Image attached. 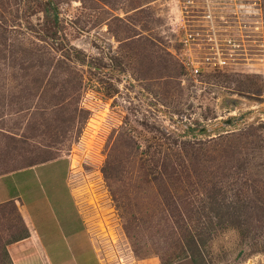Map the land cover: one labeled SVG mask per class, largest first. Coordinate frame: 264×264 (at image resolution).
<instances>
[{
  "label": "rangeland",
  "instance_id": "obj_1",
  "mask_svg": "<svg viewBox=\"0 0 264 264\" xmlns=\"http://www.w3.org/2000/svg\"><path fill=\"white\" fill-rule=\"evenodd\" d=\"M175 10L0 0V167L55 160L1 179L0 192L25 206L53 264H95L92 250L98 264H264V21L242 60L193 83L172 54L182 52ZM21 53L37 71L31 86ZM33 104L44 110L7 115ZM212 195L238 215L206 231L194 211ZM24 228L18 201L0 205V264H44L36 241L12 242Z\"/></svg>",
  "mask_w": 264,
  "mask_h": 264
},
{
  "label": "built area",
  "instance_id": "obj_2",
  "mask_svg": "<svg viewBox=\"0 0 264 264\" xmlns=\"http://www.w3.org/2000/svg\"><path fill=\"white\" fill-rule=\"evenodd\" d=\"M180 19L182 52L177 55L191 82L242 60L248 38L261 37L262 0H171ZM255 61L264 84V42ZM253 42V41H252Z\"/></svg>",
  "mask_w": 264,
  "mask_h": 264
},
{
  "label": "trees",
  "instance_id": "obj_3",
  "mask_svg": "<svg viewBox=\"0 0 264 264\" xmlns=\"http://www.w3.org/2000/svg\"><path fill=\"white\" fill-rule=\"evenodd\" d=\"M8 59L12 62V57L11 55L8 53ZM19 59L20 60H24L23 62L20 61V63L18 64L17 66V69L19 70V77L22 78V77H28V80H29V83H30V86L32 84H34L35 82L38 81V76H36V73L37 71L35 70H32L33 68V64L30 60V58L28 57V55L24 54V53H21L20 56H19ZM32 70V71H30ZM29 88V87H28ZM30 95V93H28ZM61 105H58V103L52 105L49 107V109L51 111H56L59 112L57 110L58 107H60ZM33 110H39V111H43L44 108L43 107H39L37 108L34 104L31 105L30 107H27L25 109H18V110H15L13 113H8L7 115H11V114H19V113H30L31 111ZM59 114V113H58ZM56 114V117L58 119L59 115ZM6 132L7 134H5L6 138L8 141H15V140H19L21 142H24L26 141L27 137L25 135H22V134H18L16 136L15 133H11L9 131H3L1 133H4ZM52 160V157H47V158H41L39 160H36V161H29V162H26L24 165H22L21 167H18V168H13V167H0V175L2 174H6V173H9V172H12V171H16L18 169H22V168H26V167H30V166H33V165H37V164H42V163H45L47 161H50ZM15 167V166H14ZM178 175H177V180L178 182L180 183H185L187 181V173L185 172L184 169H180V171H178ZM211 183V184H214L215 183H218L216 180L212 179L211 177H208V176H205V181L204 183ZM216 186V185H215ZM215 188V187H214ZM216 191L219 189L218 187L215 188ZM215 193V192H214ZM13 200H8V201H5V202H2L0 203V205L2 204H8V203H12ZM200 207V206H199ZM232 207H234V203L232 204ZM206 211V212H203V211ZM203 212V213H202ZM235 212V210H234ZM233 211L231 213H224L221 211V203L219 202V200L215 197V195H212V196H209L206 198V201L202 203L201 205V208L200 210H195L194 213L195 215L197 216V218L201 219V224L203 225V229L204 230H209V229H212L213 227H221L224 225V219L226 217H228L229 215L230 216H233V215H238L236 213H234ZM193 217V216H192ZM198 220V219H197ZM212 220H215V221H212ZM204 223H205V226H204ZM28 236V231L26 228L23 229V232L21 233V235H19L18 237H13L12 239V242H16V241H19V240H22L23 238L27 237ZM191 239H192V236H191ZM191 260L192 261H195L196 258L193 257V256H190Z\"/></svg>",
  "mask_w": 264,
  "mask_h": 264
},
{
  "label": "crops",
  "instance_id": "obj_4",
  "mask_svg": "<svg viewBox=\"0 0 264 264\" xmlns=\"http://www.w3.org/2000/svg\"><path fill=\"white\" fill-rule=\"evenodd\" d=\"M50 161H55V160H50ZM50 161H47V162H50ZM46 163V162H45ZM43 164V163H42ZM42 164H37V165H33V166H30V167H26V168H22V169H18L16 171H12V172H9V173H6V174H2L0 175V180L3 179V178H6L7 176H10V175H13L15 173H18V172H23L25 170H30V169H34ZM67 174V173H66ZM8 200H13V201H18V204L20 205V211H21V216L27 226V230H28V236L23 238L21 241H24L25 243L28 242V241H36L37 245H38V248L41 250L42 252V257H41V262L44 263V264H50L49 263V259L48 257L46 256V252L42 251V245L40 243V239H39V236L38 234L36 233V231H34L33 229V223H32V220H31V217L29 215V213L27 212V210L24 208L25 206L22 205L21 201L16 198L15 196H12V195H6L2 192H0V203L2 202H5V201H8ZM73 209L71 210L73 213H74V216L78 219V221L80 222V225H81V229H83V232H84V235L86 237V230L84 229L83 227V222H82V218L80 217L78 211L76 210V208L74 207V205L72 206ZM75 233V231H73ZM65 238V236H63ZM87 238V237H86ZM87 243L89 244L90 243V240L87 238L86 239ZM40 252V253H41ZM15 254V253H14ZM13 254V255H14ZM16 255V254H15ZM14 255V256H15ZM16 259V264H26V260L25 259H18L16 256L14 257V261ZM71 259V258H70ZM95 260H96V257H95ZM96 264L97 261H96Z\"/></svg>",
  "mask_w": 264,
  "mask_h": 264
},
{
  "label": "flooded vegetation",
  "instance_id": "obj_5",
  "mask_svg": "<svg viewBox=\"0 0 264 264\" xmlns=\"http://www.w3.org/2000/svg\"><path fill=\"white\" fill-rule=\"evenodd\" d=\"M31 220H32V218H31ZM32 223H33V220H32ZM33 229H34V231H36V228H35L34 224H33ZM27 231H28V230H27ZM36 233H37V231H36ZM82 250H83V253H82L81 256H82L83 258L85 257V259H84L85 262H89L88 259H91L90 254L88 255V257H87V255L85 256V252L87 253V250H86L85 248H83V246H82ZM48 255H49V254H48ZM48 255L46 254L47 257H48ZM92 258L94 259V262H95V264H96L95 255H94L93 250H92ZM48 259H49V263H50V264H53V263H52V259H51V257H50V258L48 257ZM70 261L73 262L74 264H76L75 262H76L77 260L75 259V257L71 256ZM73 263H72V264H73Z\"/></svg>",
  "mask_w": 264,
  "mask_h": 264
}]
</instances>
